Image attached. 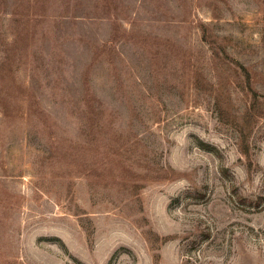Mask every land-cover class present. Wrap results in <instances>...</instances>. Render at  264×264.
<instances>
[{"label": "rangeland", "instance_id": "1", "mask_svg": "<svg viewBox=\"0 0 264 264\" xmlns=\"http://www.w3.org/2000/svg\"><path fill=\"white\" fill-rule=\"evenodd\" d=\"M0 264H264V0H0Z\"/></svg>", "mask_w": 264, "mask_h": 264}]
</instances>
